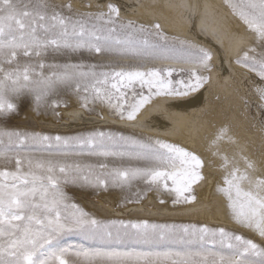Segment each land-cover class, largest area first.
Here are the masks:
<instances>
[{"label":"rangeland","instance_id":"374dc122","mask_svg":"<svg viewBox=\"0 0 264 264\" xmlns=\"http://www.w3.org/2000/svg\"><path fill=\"white\" fill-rule=\"evenodd\" d=\"M122 1L0 0V264H264L262 238L180 212L204 188L207 165L199 156L190 161L184 199L176 198L167 177V188L162 176L150 179L151 170L168 167L158 159L163 150L143 134L109 122L46 128L44 118L63 123L60 113L70 104L100 121L102 92L111 84L124 91V106L151 91L178 94L206 84L213 68L208 51L178 37L172 25L164 29L171 23L157 19L163 11L178 20L189 15L219 49L231 27H241L233 31L235 48L220 49L226 70L229 62L236 72L214 102H241L264 130V0ZM149 70L182 86L149 89ZM228 140L247 158L249 138ZM241 174L233 179L239 188L231 184L233 202L263 209L264 175L255 187Z\"/></svg>","mask_w":264,"mask_h":264},{"label":"bare ground","instance_id":"6f19581e","mask_svg":"<svg viewBox=\"0 0 264 264\" xmlns=\"http://www.w3.org/2000/svg\"><path fill=\"white\" fill-rule=\"evenodd\" d=\"M101 3L103 5V2ZM75 4H77V2ZM104 8L107 7L105 6ZM175 14L176 13H173V15L167 16L165 12L160 11V18L157 19L171 23L166 26L164 25L166 23H163L165 26V28L163 26L164 29L169 31L171 29L169 25H172L171 27L177 31L178 34L175 33L178 37L179 35L186 37L190 39L188 43H191V45L208 51L210 58H212L213 68L209 72V79L206 84L178 94H172L173 92L165 94L166 92L164 91H151V95L138 98L136 101L134 100L135 103L128 101V106H124L127 103V99H124V91L116 84H111L108 90L102 92L103 95L101 98L103 107H100V110L102 117L106 120H103L100 115V121L96 118H86V114L83 115L84 111L77 108V106L75 107L76 104L74 105L73 102V105H69L70 110L65 112L62 109L61 115L59 114L60 116L64 114H68L69 116V114H71L69 118L64 115V121L62 120L63 118H60L63 123H56L55 121L58 119H54V122L53 120L51 122L44 121L45 118L43 122L46 128L49 127V129L56 130L74 129L81 124L93 125V123L97 122H104V124L109 122L143 134L163 150V155L158 159L168 167L166 171H158L157 167L151 170V172L154 173L150 176V179L155 180L159 176H162V186L167 188L165 184L167 177L170 183V185H168V190L176 196V198L184 199V191L188 188L189 180L193 173V166L190 161L193 160L192 156H199L202 162L207 165V167L204 168V170L206 169L205 179L203 178V183L205 182L204 188L201 189V187H198L200 197L197 202L193 203L189 208L182 209L180 212L184 213L183 215L188 214L192 217L203 218L205 216V218L210 221L246 231L264 240V208L262 209L260 205H258V208H253L245 203L236 206L232 200L233 193L231 192V184L233 183L234 176L237 180L241 181V173L246 176L245 182L248 180L246 183L247 186L261 187L262 182L260 177L264 175V130L257 126L254 117L245 115L246 112L244 113L237 106L241 102L237 104L236 100L233 98H231L230 102L223 105H218L217 102H214L215 95L221 91L219 86H222L224 81L228 80L227 82H229L230 79L234 77L232 71H235V65L232 64L230 66L229 62H227L228 71L226 70L224 64L226 55L224 54V57V52H222V50L225 48L227 50H233L235 48L237 33H233V31L238 32L241 27L235 26L234 28L231 24L232 34L230 33V35L228 33L230 37L226 44L224 42H222L223 44L221 43L225 47L223 46L224 49L222 47L220 48L222 50H220L219 47L217 48L216 43L209 40L207 41L203 37L198 25L196 24L197 26H195V23L191 21L189 15L188 17L187 15H181V17L185 18L187 21L190 20L191 24L183 19H176ZM205 19L206 17H204L203 20L205 21ZM238 42H240V40ZM226 71L227 73L230 72L228 76L226 73V76L223 75ZM140 73L141 72H137L134 75L139 76ZM170 73L171 69L167 68L165 72L167 78H169ZM146 75L147 77L144 78V80L149 89L150 87H154L157 90H172L179 89L180 86H182V81H180V79L177 87L172 86L170 79H163L157 70H149ZM220 78H222L221 81ZM40 80L43 81L41 78ZM32 81L36 82L33 79ZM38 82L40 81L38 80ZM50 83L51 82L48 81L46 85ZM55 84L53 87L56 86ZM33 88L34 87H32V90H34ZM235 92L239 94V91ZM130 96L131 95H129V97ZM235 97L234 95V98ZM111 112H114L115 115L112 116L110 114ZM241 134H244L252 142L248 151L249 153L245 154L247 158H242L244 155L240 154L236 146L228 144V139H230V137L236 136L238 138ZM224 137L227 138L226 142L224 141ZM155 158L152 159V157H147L145 161L154 163ZM83 160L85 159H79V161ZM61 161L69 160L65 158L56 159V163ZM36 163L40 164V162ZM41 164H47L48 169L55 165L53 162ZM39 170L41 169H38V171ZM87 170L90 173L92 172L89 168ZM237 180L232 184L235 188H239ZM258 196L263 197L264 193L259 190ZM108 198V196L105 197V199ZM111 199L112 200L108 201L110 202L109 205H112L113 211L116 212L115 202L112 197ZM131 211L134 212V210ZM116 213H118V211ZM168 214H170V212H168ZM227 257L229 258V255Z\"/></svg>","mask_w":264,"mask_h":264}]
</instances>
